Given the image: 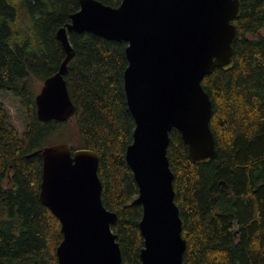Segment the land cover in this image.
I'll return each mask as SVG.
<instances>
[{"label": "trees", "instance_id": "16d2710c", "mask_svg": "<svg viewBox=\"0 0 264 264\" xmlns=\"http://www.w3.org/2000/svg\"><path fill=\"white\" fill-rule=\"evenodd\" d=\"M117 7L122 0H98ZM80 9L79 0H0V91H10L26 112L17 131L0 104V264H57L61 224L40 200V150L53 136L99 156L102 202L118 215L112 226L122 264H142L143 215L139 188L126 161L135 122L124 90L126 42L70 32L75 58L66 82L73 119L42 123L37 82L58 72L66 52L57 33ZM238 40L229 71L202 82L213 104L217 157L194 164L173 130L167 156L187 249L184 264H264V0H247L234 21Z\"/></svg>", "mask_w": 264, "mask_h": 264}, {"label": "water", "instance_id": "95a60500", "mask_svg": "<svg viewBox=\"0 0 264 264\" xmlns=\"http://www.w3.org/2000/svg\"><path fill=\"white\" fill-rule=\"evenodd\" d=\"M247 0H122L117 7L79 0L80 9L57 37L66 52L57 73L36 96L40 122L74 118L66 76L75 52L69 33H92L126 42L124 90L135 122L126 161L139 188L144 239L142 264H184L187 242L175 202L174 173L167 156L177 130L194 164H207L218 151L211 129L213 104L203 88L215 69L231 70L238 40L234 21ZM43 159L40 200L61 224L57 264H122L112 226L118 215L102 202L99 156L55 143Z\"/></svg>", "mask_w": 264, "mask_h": 264}, {"label": "rangeland", "instance_id": "374dc122", "mask_svg": "<svg viewBox=\"0 0 264 264\" xmlns=\"http://www.w3.org/2000/svg\"><path fill=\"white\" fill-rule=\"evenodd\" d=\"M43 84L44 82L36 83V87H35L36 90H34L36 92V96L41 92ZM0 104H3L5 106L6 110L8 111L10 121L13 123L17 131L23 133L27 127V118H26V112L20 106L18 99L10 91H0ZM69 132L70 133L68 134H59V135L55 134L52 139L54 140V142L60 143V141L65 139L66 136L67 139L69 138V136L75 137L74 136L75 131L73 127H71V130ZM51 145H46V147Z\"/></svg>", "mask_w": 264, "mask_h": 264}]
</instances>
